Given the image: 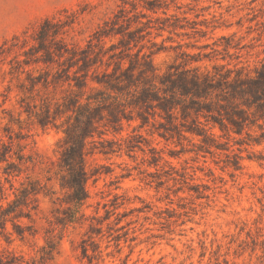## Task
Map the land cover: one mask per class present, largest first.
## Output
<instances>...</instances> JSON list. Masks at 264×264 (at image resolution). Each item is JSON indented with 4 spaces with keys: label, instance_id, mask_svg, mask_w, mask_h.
I'll list each match as a JSON object with an SVG mask.
<instances>
[{
    "label": "rangeland",
    "instance_id": "obj_1",
    "mask_svg": "<svg viewBox=\"0 0 264 264\" xmlns=\"http://www.w3.org/2000/svg\"><path fill=\"white\" fill-rule=\"evenodd\" d=\"M225 71L264 72V0H0V264H264V118L236 134L198 117L217 143L201 151L152 133L156 102L136 104L147 79ZM103 91H119V122L94 111ZM232 101L264 115L263 96ZM80 126L89 197L65 222L55 172Z\"/></svg>",
    "mask_w": 264,
    "mask_h": 264
},
{
    "label": "trees",
    "instance_id": "obj_2",
    "mask_svg": "<svg viewBox=\"0 0 264 264\" xmlns=\"http://www.w3.org/2000/svg\"><path fill=\"white\" fill-rule=\"evenodd\" d=\"M227 72L215 73L218 75L193 73L188 76L184 73H178L174 77L172 74L167 73L158 77L159 84L155 80L147 79V82L141 88L140 96H138L137 102L139 103L136 104L138 105L140 102H156L155 106L159 111H154V114L162 120H156L157 126L151 132H156L165 140L187 138L188 134L198 136L199 142L196 145L199 150L208 151L210 150L209 147L217 146L216 140H214L215 135L204 127L198 117L211 118L213 124L210 128L217 125L220 131L225 133L232 131L236 134H241L244 127H250L252 124L259 125L258 120L263 119L264 115L259 114L256 118H250L248 112L250 105L244 103L246 109L241 106H235L232 98L237 97L239 94L249 93L252 96H263L264 101V72H257L255 78L237 75L231 77ZM117 92L119 91H103L101 92L103 98L94 99L96 102L94 111H100L101 104H103L111 117V122H119L120 118L116 111L123 106L122 98ZM83 110L90 111L89 106H81L80 110L73 109L75 123L79 126L84 119L89 122L90 126L92 113L91 111L85 113ZM137 116L140 118L141 127L149 122L148 116L143 112L137 111ZM178 117L183 122L178 121ZM188 118H191V122L186 123L185 121ZM83 128L84 126H80L79 133H75V135L71 128L64 129L62 140L66 143V146L60 155L59 169L55 172L59 177L60 187L66 188L68 191L65 222H72L77 219V215H82L81 206L89 197L85 186L88 174L84 167V147L87 133H85ZM106 142L108 147H102L99 149L100 152L112 153L120 149V147H117V149L113 147L114 141L106 140ZM127 147L129 150L132 148L130 145H127ZM152 151L149 164L156 166L161 156L154 148H152ZM7 154L6 146H4L3 150H0V162L7 160ZM232 166L239 168V163L236 159L233 160ZM130 174L128 172L122 174V176ZM148 174H156L158 177L153 180L159 184L163 182L161 175L157 172H148ZM169 178L176 179L173 176ZM114 197L118 199L119 195H114ZM121 204H123V201L118 199L113 202V207H119ZM11 205L13 204L8 203V207L0 208V227L6 221V215L11 212Z\"/></svg>",
    "mask_w": 264,
    "mask_h": 264
}]
</instances>
